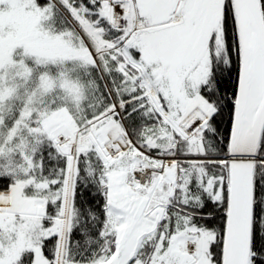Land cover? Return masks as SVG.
I'll use <instances>...</instances> for the list:
<instances>
[{
  "label": "snow or ice",
  "instance_id": "snow-or-ice-1",
  "mask_svg": "<svg viewBox=\"0 0 264 264\" xmlns=\"http://www.w3.org/2000/svg\"><path fill=\"white\" fill-rule=\"evenodd\" d=\"M0 264H264V0H0Z\"/></svg>",
  "mask_w": 264,
  "mask_h": 264
}]
</instances>
